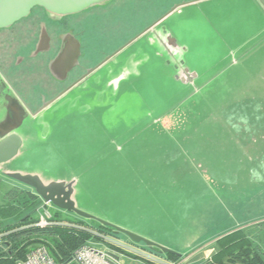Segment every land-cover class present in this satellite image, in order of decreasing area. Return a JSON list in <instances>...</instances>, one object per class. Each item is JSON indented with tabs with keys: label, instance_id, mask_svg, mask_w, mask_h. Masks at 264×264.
Wrapping results in <instances>:
<instances>
[{
	"label": "rangeland",
	"instance_id": "374dc122",
	"mask_svg": "<svg viewBox=\"0 0 264 264\" xmlns=\"http://www.w3.org/2000/svg\"><path fill=\"white\" fill-rule=\"evenodd\" d=\"M260 2L264 8V0ZM172 4L171 2L168 7ZM144 8L145 2H140L138 7L135 5L132 7V12L129 8V12L125 10L112 17L117 22L107 26V37L117 36V41L120 39L121 41L114 42L111 47L116 43L120 45L141 30L139 34H142L149 24L160 22L152 30L153 33L156 31L160 34L166 28V24L169 26L170 21L165 23V19L161 22L164 17L158 18L161 13H150L145 17ZM209 9L214 22L219 24L207 22L206 28L199 25L198 15L186 10L183 20L175 22L180 29L177 34L182 43L181 49L163 51L156 45L152 47L147 38H142L120 54L115 63H111L103 73L107 76L103 81L109 83L111 76L119 74L122 66H127L137 54L138 59L143 58L147 63L143 68L147 70L144 80L135 84L134 82H137L135 75L124 78L118 90L115 86L106 87L105 84L92 88L91 81L90 88L77 89L70 96L85 99L90 105V114L100 115L102 112L104 134L98 131L99 128L90 117L91 120L87 126L84 125L83 131L76 132L74 129L72 132L71 128L58 135V147L52 150L49 125L54 116L52 115L53 118L51 115L45 116L46 119L41 117L35 126L31 146L25 147L12 162L3 165L1 169L14 170L15 173L23 175H36L45 180H71L73 184L83 174L80 173L82 167H84L82 170L87 172L85 175H92V171L99 169L106 171L105 175L110 178L114 175V170L107 167L108 160L112 158L110 155H115V149L118 150V147L128 140L135 139L136 135L139 140L136 144L140 146L141 152L142 144L145 143L141 131L150 125L153 129L169 128L171 133L176 135L169 139L157 134L150 135L147 140L149 154L146 155L149 161L148 171L146 173L145 170H139L140 187L144 185L148 196L156 195L160 200L154 211L155 220L157 218L160 220V226L174 227L177 217L173 216L171 224L168 225L165 220L166 212L174 215L173 208H181L184 202L199 196L203 191L208 194L228 192L237 195L236 198L252 195L254 198L255 194L264 188L262 183L259 184V181H264V42L246 40L250 33L259 32L258 20L250 25L245 24L243 29L239 30L237 29L239 24H235L233 28L225 17L220 16L216 10L217 6L209 5ZM177 17L178 15L174 18ZM136 18L140 20L131 25ZM217 28H221L222 32ZM187 49L190 51L186 52ZM187 65L198 69L209 67L206 77L209 81L213 80L212 86L209 84L201 90L195 86L181 88L176 80L188 70ZM212 96L219 100L213 102ZM224 114L235 117L227 119ZM157 118L161 120L158 121ZM214 128L217 132L215 143L212 142L211 136ZM182 131H200L204 132V136L208 132L210 134L208 137H201L204 140L203 146L195 153V158L193 154L189 155V149L193 147L194 141L179 137L178 133ZM77 135L82 136L84 141H79V137L77 140L75 137ZM195 139L199 140V136L192 138ZM179 141L181 148L177 146ZM227 141L231 144L229 149L225 146ZM159 147L164 151V157L168 155L166 164L165 160L160 161L162 154ZM143 156L141 153L140 161L144 159ZM173 156L176 158L171 159ZM190 158H193V162ZM160 189L162 191H159ZM21 190L30 192L26 186L0 172V207L13 202ZM158 192H162L163 195H159ZM261 196L264 197V194ZM111 201L110 207L103 211L111 214V219L118 218L123 224L133 223L131 217H122L123 213L118 210L124 207L121 202ZM149 203L143 207L129 206L130 213L133 210L137 213L142 212ZM49 209L53 214H59L62 220L80 218L93 224L104 221L113 225L102 218L103 216H94L80 208H78L80 211L95 219L80 217L74 212L58 209L52 204H49ZM36 218L38 222L42 219L39 211ZM250 218L251 221L246 225L255 223L252 217L248 219ZM142 223L144 222H138L133 228L140 233L143 232L146 228ZM205 226L206 231L201 229L195 233L194 238L182 240L180 255L194 257V262L201 263L215 252L213 241L224 233H220L221 227H212L208 230V223ZM130 233L153 242L137 233ZM119 239L141 249L146 246L144 243H134L124 234H120ZM88 244L103 251L119 252L123 264H149L143 258L120 251L102 241L93 240ZM156 244L167 248L157 242Z\"/></svg>",
	"mask_w": 264,
	"mask_h": 264
},
{
	"label": "crops",
	"instance_id": "0c3cea01",
	"mask_svg": "<svg viewBox=\"0 0 264 264\" xmlns=\"http://www.w3.org/2000/svg\"><path fill=\"white\" fill-rule=\"evenodd\" d=\"M209 5H215V7L217 6L218 9L216 10L218 11V13H220V16L225 17L228 20V24L230 26L232 25L233 28L235 24H239V26L237 27V29L239 30L243 29V26L245 24L250 25L258 20L257 22L259 24V32L250 33V35H247L249 38H247L246 40L250 41L251 39H253L255 41L264 42V8L260 0H198L196 2H192L180 7L165 19V23L170 21L169 26L166 24V34L176 39L177 46H174V49H181L180 46H182L180 37L177 34L180 29L175 25V22L177 20H183V18L185 17L183 16L185 14V10L189 13H194L193 15H198V17H200L198 19L200 20L199 25H204L206 28H208L207 22H210V24H219L214 22L213 14L209 13L211 10L209 9ZM176 15H178V17L174 18ZM217 30H220V32H222L221 28H217ZM189 51V49L186 50V52ZM152 65L154 66V64ZM146 66L147 63L145 62V60H143V58L138 59V55L136 54L133 56L132 61L127 66H122L123 68L120 69L122 71H128L131 76L135 75V81L137 82L134 83L137 84L145 79L147 70H144L143 68ZM186 68L188 69V71H185L180 75V77H177L178 80H176V83L180 85L181 88H192L195 86L197 89L200 88L201 90L206 88L209 84H211L212 86L213 80L209 81L206 77V72H208L209 67L198 69L187 65ZM103 77L106 78L107 76ZM107 83L108 82H104L101 85L105 84L106 87H114L112 83ZM89 84L79 89H88L90 88ZM121 84L122 82L118 83L115 88L118 90ZM95 86L97 85L92 83V88ZM211 100L215 102L219 99L215 96H212ZM55 105L56 108H54L52 111L44 113L42 116L43 118L48 115L54 116V118L52 116L53 120L49 125L52 150L58 147V135H61L66 129L71 128L72 132H74L75 130L76 132L78 130L83 131L84 125L86 124L87 126L88 122L91 120L90 117L93 118V123L100 129H98V131L101 134H104L102 131V121L104 115L101 114L102 112H100V115L90 114V105L86 102L85 99L74 97L71 100L63 102L61 104L60 102H57ZM224 115L227 116V119H232L235 117L234 115L229 114ZM159 119L161 120V118H157L158 121ZM25 129H27L26 131L24 130L25 135L23 134L25 145L20 150V152L25 147L31 146V139L35 136V132L29 130L28 125ZM211 132V136L213 138L212 142L215 143L214 139H216L217 137L216 129L214 128V130H212ZM52 133L54 134L55 138H53ZM203 133L204 132L200 131H182L178 133L179 137L194 141L192 143L193 147L189 149V155L193 154L194 158L196 157L195 153L203 146L204 140L201 137H208L210 135L209 132H205V136ZM152 134L168 137V139L176 136L175 134L171 133L169 128L153 129L152 127H150V125L148 128H143L141 131V135L142 137H144L142 140L145 143L142 144L143 149L141 150V152L140 146L136 144L139 141L137 140L138 135H136L137 137L135 139H130L126 143L121 145V147H118V150L113 149L115 155H110L112 158L108 160L107 165V167H110L114 170V175L110 178L105 175L106 171L103 172L99 169H97L96 171H92V175H85L87 172L85 173V171L82 170L84 167H82L80 173L83 174H81L78 180L73 184L72 200L75 202L76 207L88 211L94 216H103L102 218H105L107 221L112 223V226L127 230V232L130 231L144 236L145 238L152 240L155 243L157 242L171 249V251L175 252L177 255H180V245L182 243V240H186V238H194L197 231L206 229L207 226H205V224L207 223L208 230H210L212 227H221L222 231L220 233H224L223 235H225L235 229L248 224L247 222L251 221V218L248 219L249 217L253 218V222L264 220V197L261 196L264 194V188H261L259 193L255 194L254 198H252V195L250 197L247 195H242V197L239 196L238 198H236L237 195L228 194V192H226V194H219V192H210V194H208L205 193L206 191H203V193H201L202 195L200 194L199 196H194L188 202H184L181 208H173L174 215L171 212H166L165 220H167L168 225L171 224V219L173 216L177 217V221L176 224L174 223V227L160 226V220L158 218L155 220L154 215V211L157 208V204H160V200L156 195L148 196L146 193L147 188L144 185L143 187H140L139 184V170H145L146 173L148 171L149 161L146 155L149 154V147L147 145V140L148 137ZM197 136H199V140H192V138H195ZM75 137H79V141L81 142L84 141L82 136L80 137L79 135H77ZM42 140L45 141L44 139ZM230 145L231 144H229L228 141L225 144L227 148ZM175 146L176 145H172V147ZM177 146L181 148L180 141L177 143ZM159 151L162 154L160 157V161L164 162L165 160L164 163L166 164L168 161V155L164 157L165 153L161 148ZM141 153L142 155H144V159L142 161H140ZM175 158V156L171 157V159ZM185 158L183 159L185 160ZM190 159L193 162V158ZM162 162L160 164H162ZM2 171L4 175L5 173L16 172L14 170H9L6 168L4 170L2 169ZM42 181L45 184H50L52 182H71V180L67 181L66 179H56L53 181L52 179L45 180L43 178ZM261 183L262 185H264V181H259V184ZM159 191L162 190L160 189ZM158 193L159 195H163L162 192ZM111 200H118L119 202H121V204L124 206L122 210L118 208L116 209L123 213L122 217H131V222L133 223L123 224L118 218L111 219V214L103 211V209H108L110 207L109 205L112 204ZM148 202L150 203L142 212L137 213V211L134 212V210L132 209L133 211L132 213H130L131 210H129V206L131 208L139 206L143 207ZM92 208H98V210L92 211ZM73 220L84 221L80 218H73ZM138 222H144L142 223V225L146 228L141 233L140 231H137V229L133 228V225L138 224ZM85 223L90 226L96 225L89 221H85ZM209 224H211V227H209ZM218 238H216L215 240H217ZM109 251L113 253L117 258L121 257L119 252L111 250ZM212 255L201 263L199 261L194 262V257H183L182 255L180 256L182 257V260H185V264H203L211 259Z\"/></svg>",
	"mask_w": 264,
	"mask_h": 264
},
{
	"label": "flooded vegetation",
	"instance_id": "af4514ba",
	"mask_svg": "<svg viewBox=\"0 0 264 264\" xmlns=\"http://www.w3.org/2000/svg\"><path fill=\"white\" fill-rule=\"evenodd\" d=\"M196 1L111 0L64 16L35 7L27 17L0 30V144L12 136L19 137L22 142L19 154L25 145L23 133L27 125L32 132L36 131L39 118L56 108L57 102L71 100L76 89L91 81L101 85L106 76L104 71L140 39L147 38L152 47L156 45L168 51L156 38V34L166 37V31L161 34L152 31L160 22L155 26L147 25L142 34H139L141 30L111 47L114 42L121 41H117V36L107 37L106 34L107 26L116 21L112 19L115 14L129 12V8L132 12L134 5L138 7V3L145 2V17L161 13L158 18L166 19L173 8ZM171 2L172 6L168 7ZM138 20L136 18L131 25ZM128 77H131L128 71L120 70L119 74L111 76L109 83L116 86ZM18 154L1 164L0 172H3L2 166L12 162ZM26 187L36 194L34 189Z\"/></svg>",
	"mask_w": 264,
	"mask_h": 264
},
{
	"label": "trees",
	"instance_id": "16d2710c",
	"mask_svg": "<svg viewBox=\"0 0 264 264\" xmlns=\"http://www.w3.org/2000/svg\"><path fill=\"white\" fill-rule=\"evenodd\" d=\"M18 195L13 202L0 207V264L25 261L29 253L39 247H45L58 264H78L73 256L80 247L93 240L104 242L103 236L120 240L112 226L100 222L90 226L85 221L62 220L57 213L53 214L52 224L42 227L36 217L43 201L32 192L21 190ZM213 247L214 254L203 264H264V220L223 235L213 242ZM142 249L156 256H165L170 261L182 259L180 255H163L147 246Z\"/></svg>",
	"mask_w": 264,
	"mask_h": 264
},
{
	"label": "water",
	"instance_id": "95a60500",
	"mask_svg": "<svg viewBox=\"0 0 264 264\" xmlns=\"http://www.w3.org/2000/svg\"><path fill=\"white\" fill-rule=\"evenodd\" d=\"M110 1L111 0H0V30L8 28L22 18L27 17L30 14L31 10L35 7H42L53 14L64 16L77 14L92 7L104 5ZM178 8L179 7L173 8L169 12V14L174 12ZM156 24H154L153 26H155ZM164 31H166V28L164 29ZM156 35L159 44L166 48L168 51H172V49H174V46H177L176 39L172 38L168 34L166 37H161L159 34ZM140 36L141 35H139L138 37ZM21 143L22 142L19 137L12 136L0 144V165L10 161L18 154ZM7 177L34 189L36 195L44 203L52 204L56 208L64 211L74 212L80 217L86 219H95L94 217L83 213L76 207L75 202L72 200V182H53L50 184H45L39 176L22 175L20 173L7 174ZM99 222L105 226H112L111 224L104 221ZM112 227L114 228L116 235L124 234L129 237L130 240H132L134 243H144L147 247L159 250V252L162 254H176L170 249L159 246L156 243L148 241L140 236H137L115 226ZM112 264L115 263L112 262Z\"/></svg>",
	"mask_w": 264,
	"mask_h": 264
},
{
	"label": "built area",
	"instance_id": "2783aa9c",
	"mask_svg": "<svg viewBox=\"0 0 264 264\" xmlns=\"http://www.w3.org/2000/svg\"><path fill=\"white\" fill-rule=\"evenodd\" d=\"M39 212L42 216L39 225L42 227L49 226L53 223V213L49 209V204L42 203ZM104 243H109L111 245L121 248L124 252H128L146 260H149L152 264H185V260L170 261L164 257L156 256L149 253L131 243H123L118 239L112 237L103 236ZM73 260L78 264H123L120 258H117L113 253L108 251H103L89 244L80 247L73 256ZM17 264H58L51 257L49 252L45 247H39L34 249L29 253L25 261L19 262Z\"/></svg>",
	"mask_w": 264,
	"mask_h": 264
}]
</instances>
